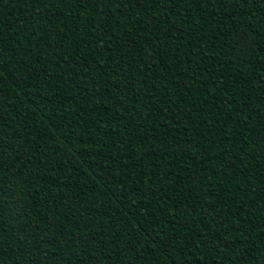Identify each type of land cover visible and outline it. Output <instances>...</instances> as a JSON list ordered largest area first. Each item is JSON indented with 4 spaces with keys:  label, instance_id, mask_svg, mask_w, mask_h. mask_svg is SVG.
Wrapping results in <instances>:
<instances>
[{
    "label": "trees",
    "instance_id": "16d2710c",
    "mask_svg": "<svg viewBox=\"0 0 264 264\" xmlns=\"http://www.w3.org/2000/svg\"><path fill=\"white\" fill-rule=\"evenodd\" d=\"M0 264H264V3L0 0Z\"/></svg>",
    "mask_w": 264,
    "mask_h": 264
},
{
    "label": "snow or ice",
    "instance_id": "6c2138e0",
    "mask_svg": "<svg viewBox=\"0 0 264 264\" xmlns=\"http://www.w3.org/2000/svg\"><path fill=\"white\" fill-rule=\"evenodd\" d=\"M261 3H264V0H261ZM240 50L243 51L244 50L243 47H241Z\"/></svg>",
    "mask_w": 264,
    "mask_h": 264
}]
</instances>
